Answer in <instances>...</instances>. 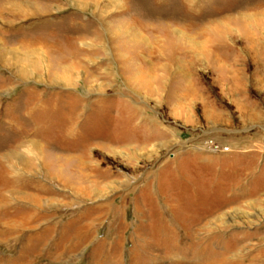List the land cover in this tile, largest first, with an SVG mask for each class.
<instances>
[{
    "label": "rangeland",
    "instance_id": "1",
    "mask_svg": "<svg viewBox=\"0 0 264 264\" xmlns=\"http://www.w3.org/2000/svg\"><path fill=\"white\" fill-rule=\"evenodd\" d=\"M116 1L0 16V146L51 162L14 165L0 264H264V0Z\"/></svg>",
    "mask_w": 264,
    "mask_h": 264
},
{
    "label": "bare ground",
    "instance_id": "2",
    "mask_svg": "<svg viewBox=\"0 0 264 264\" xmlns=\"http://www.w3.org/2000/svg\"><path fill=\"white\" fill-rule=\"evenodd\" d=\"M17 1L18 0H0V16H5L6 14H10V13L14 15L15 11H13V10L10 11V9H8L9 12L6 13L7 4L18 5L19 3ZM41 1H42L41 5H39L41 7V9H39L40 11L36 12L35 6H32L31 4H29V5H31V8L28 9L27 11H32L33 14L36 12V13H38V15L40 14L42 16L44 14H46L48 12L49 8L51 7V0H41ZM117 1H119L120 4L123 2V0H117ZM14 8H16V7H14ZM58 9H60V7ZM27 11L22 10L21 12H19V14L17 16L21 17L24 15H27ZM90 32L92 35H94L93 36L94 40L95 39L97 41L101 40L100 34H98V33L95 34V32H93V31H90ZM77 38L78 37L73 36V37H70L68 40L71 41L69 44H71L72 48H73V50H72L73 58H76L79 60V56L82 55L81 49L73 46V42H74V40L76 41ZM66 42H68V41H66ZM81 43L84 44L83 41ZM68 47H69V45H68ZM90 51H91V49H90ZM43 57L44 56H41V60L44 62V66H45L46 70L48 71L49 66H48V64L45 63V60H44L45 57L44 58ZM73 58H72V60H73ZM64 59L65 58H62L61 60L66 61V59L65 60ZM74 62L76 63V61H74ZM75 65L77 66V64H75ZM66 67H68V69H69L68 71L65 69ZM66 67H62V69L64 68L62 71L65 73L68 72V74L65 75L67 77L66 80L67 81L71 80V81H69L70 83H68V84H69V86L74 87L76 84V77H78L77 74L79 72L75 71L74 68L71 67V65L70 66L68 65ZM124 73L128 74L129 76L133 73L134 74L137 73L140 77V75H142L143 71L140 70L139 67L136 68L131 63L130 65L125 67ZM144 76H145V74H144ZM144 76H141V77H144ZM88 78H89V76H88ZM123 137H124V135H123ZM121 138L122 137H117L116 135H115V137L114 136H108V137L103 138V142L106 143L108 146H112L113 144H115L119 141L122 142L121 140H123V138L122 139ZM44 152H45L44 148L42 149V151L39 148V150H37L36 152L33 153L32 150H28V148L26 146H23L22 144L18 143V140H16V139L11 140L9 143L5 144L4 146L3 145L0 146V213H3L6 211L5 210L7 208L6 203L9 202V196H16L17 198H20L22 200L34 202V200L36 199L35 198L36 196L33 195L31 190L36 188L37 186L27 182L23 178V176L20 175L21 173H18L15 170L14 165L15 164H17V165L25 164L26 165L25 167L28 171H33L34 164L37 165V164L41 163L42 161L45 162V165H47V164L50 165V163H51L50 161H48V160L44 161L45 158L48 159V157H46V155L48 153L45 155ZM42 154H44L45 156L43 157ZM54 163H57V162H54ZM52 174L53 173L51 171L47 170V175L52 177ZM6 193H9V196L5 195ZM222 203L224 204V203H226V201H224ZM212 205H210V203L207 204L206 208H203L202 211L200 213H198L197 219L194 220V222L191 224L192 225L191 229H194V228L195 229H203L205 227L208 228L209 224H211V223L216 225L217 222L218 223L224 222V220H225L224 219L225 217H223L224 215L223 216L219 215L217 213V209L214 208L217 205L216 206L215 205L212 206ZM220 205H222V204H219V206ZM18 209L24 211L25 208L19 207ZM216 213L218 215H216ZM33 216L34 215H31V213L29 214L26 212V214H25L23 212L21 214V218L23 219V221H22L23 225L26 222H30L32 220ZM9 230H11V228ZM222 257H223V255L219 259V257L217 256L216 260H214L212 262L209 261L206 264H216V263L217 264H220V263L221 264H227V262H226L227 260H224ZM215 261H218V262H215Z\"/></svg>",
    "mask_w": 264,
    "mask_h": 264
}]
</instances>
